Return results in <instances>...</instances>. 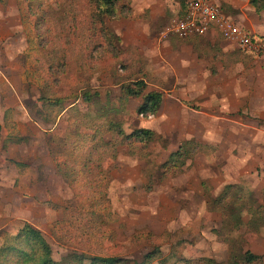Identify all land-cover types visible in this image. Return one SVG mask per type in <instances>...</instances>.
<instances>
[{
  "label": "rangeland",
  "instance_id": "374dc122",
  "mask_svg": "<svg viewBox=\"0 0 264 264\" xmlns=\"http://www.w3.org/2000/svg\"><path fill=\"white\" fill-rule=\"evenodd\" d=\"M211 1L264 38V11L257 13L249 0ZM124 3L131 16L106 18V27H100L101 18L90 12L87 0H0V247L30 223L61 264H88L94 257L147 264L146 255L158 247L149 264H205L199 257L226 263L225 231L213 200L226 182L242 180L243 193L252 191L263 202L264 155L246 165L230 150L216 152L212 146L175 161L174 153L185 154L198 143L185 141L196 139L202 128L196 112L172 102L173 68L179 71L177 93L188 84L180 76L185 57L194 61L195 70L205 66L215 72L207 75V84H235L264 98V49L253 53L235 47L228 50L233 55L221 54L210 39L222 37L212 29L203 35L164 36L169 24L186 13L176 0ZM61 53L65 66L56 68ZM146 71L147 90L165 94L153 116L140 113L141 97L118 99L124 92L120 85ZM84 90L98 92L110 107L84 102ZM233 95L229 99L235 101ZM196 99L186 103L191 106ZM61 101L67 105L59 108ZM240 111L248 114L244 105ZM93 113L121 122L124 134L105 132L108 122L94 120ZM207 126L215 133L214 123ZM142 128L155 131L150 142L125 137ZM235 160L257 169L259 177L242 179L232 172L238 169ZM5 258L3 264H18L10 254Z\"/></svg>",
  "mask_w": 264,
  "mask_h": 264
},
{
  "label": "trees",
  "instance_id": "16d2710c",
  "mask_svg": "<svg viewBox=\"0 0 264 264\" xmlns=\"http://www.w3.org/2000/svg\"><path fill=\"white\" fill-rule=\"evenodd\" d=\"M176 1L180 4L183 11L186 12L188 8L187 0ZM124 2L125 0H87L90 12L101 18L99 22L100 27H106L104 23L106 18H118L119 16L121 17L127 15L131 16L130 7H128V5H126ZM249 3L257 13L264 11V0H249ZM98 33L99 32L96 31L93 33V35L100 39ZM218 34L220 33L218 32ZM220 36L222 37V39H225L221 34ZM216 44L217 45L214 46H218V48L221 50V48L219 47V42ZM73 45L75 49L76 47L78 48V45ZM40 46L42 45L40 44ZM196 47L199 48L200 45H196ZM218 48L215 49L219 50ZM237 48H240V50L243 49L245 51L257 53L256 51L250 49H244L238 46ZM221 51V54H234V52L228 53L223 50ZM77 55L78 53L76 52V56ZM87 55L90 54L87 53ZM64 56H66V54H63L59 59H56V68H63L65 66V63L63 62ZM54 66L55 64L53 65V67ZM93 66V63H91V65H89V69H91ZM145 73V75H142L141 78L137 79L136 81H132L124 86L120 85V91L124 92L122 96L118 97V99L121 100L123 98L141 97L144 101V104L140 107V113L143 115L148 113L153 116L156 115L160 109L164 98V92L157 89L147 90L148 83L145 79V76L149 75V72L146 71ZM98 94V92H93V94H90L89 91L84 90L82 100L84 102H91L96 106L100 105V107H110L108 103L106 101H103L101 96ZM71 103L74 102L71 100ZM66 105V102L62 103L61 101V103L57 107L60 108ZM120 110L121 107L115 109V111ZM92 115H94V120L103 119L102 123L108 122L105 126V132L114 133L115 131L117 133L116 135L118 136L124 134V130L121 127V122L108 120L105 113L96 115L95 113H93ZM7 117H9V115ZM1 131L2 125L0 124V138ZM155 134V131L152 129L142 128L134 131L133 133L127 135L125 134V137L135 138V140L145 143L150 142ZM95 135L97 136L96 138H98L100 134L95 133ZM96 138H94L93 136L92 139L94 140V142ZM197 141V139H189L185 142L189 143L188 145H190L192 144V142ZM180 146L182 147L183 144L179 145V147ZM195 148L199 150L202 149V146L198 142L196 144H192L187 149H184V147H182L181 150L179 148V150L181 151H183L184 149L186 153L184 154L180 151L174 153L175 161H177V158L180 157L181 154L182 158L186 157L187 155H191L193 151L196 150ZM95 149L96 148L91 147V150ZM184 164L185 162L182 161V165ZM243 191L245 190L241 183H231L227 184L222 189V192L214 198L213 206L219 211V214L221 216V231H225L223 240L229 245L228 259L227 262L224 263L218 261L214 257H199V260L201 259L205 262V264H264V255L257 254L244 246L246 241H249L250 237L260 233L262 228H264V200L262 202L255 199L251 194L253 193L252 191H249L250 194H244ZM245 216H247V218H245ZM5 239V244L0 247V264H3L2 261H6L5 257L7 254H10V258L14 257L15 262L18 264H61L54 259L51 245L49 244L41 230L30 223H25L16 234L9 235ZM158 252L159 247L155 248L154 251H151L146 255L145 258L146 260H148L147 264H149L156 256H158ZM81 256L78 255L80 259H83V257ZM88 261V264H99V262L101 264H115L119 261V259L108 257H94ZM62 264L70 263L67 261H63Z\"/></svg>",
  "mask_w": 264,
  "mask_h": 264
},
{
  "label": "crops",
  "instance_id": "0c3cea01",
  "mask_svg": "<svg viewBox=\"0 0 264 264\" xmlns=\"http://www.w3.org/2000/svg\"><path fill=\"white\" fill-rule=\"evenodd\" d=\"M245 28L248 29L247 27ZM210 42L212 46L217 45L216 43L219 42V47L225 52L233 50L237 47L234 43L226 39H210ZM193 47L194 46L192 45V48ZM198 53L201 55L200 51H198ZM180 66L182 68L180 76H184L185 80L187 79V82L184 83L188 84L186 85L187 87L184 85V88L177 93L178 90L176 88L179 81V71L174 66L175 69L173 68V72H176V75L175 77H172V81H174L175 86L171 91L172 93L176 91V94H172V102L180 104L179 106L185 111L190 110L198 114L199 124L202 130L196 139L202 146V149L212 150L213 146L217 152L220 148H223L227 151V154H229L230 150V155L234 157L238 156L239 159L246 165L252 161L257 162V157L264 155V98L255 96L254 91L251 90L243 92L239 90L235 84L229 86H215L207 84V75L215 74V72H213L212 69L209 71V68L205 66H203L202 69L195 70L194 66L196 65L194 61L188 58L182 57L180 59ZM211 91H225L228 94L223 97H218L217 95L208 97L205 94H200ZM229 93H234L233 97L236 99L235 101L229 99ZM196 97H198V102L192 103L193 105L189 106L187 104L188 101L194 99L197 101ZM241 98L243 100H241ZM164 100L165 94L162 104ZM243 105L246 107L249 115L247 113L243 115L240 114V112H242L240 111V108H242ZM202 123H206V128L201 125ZM208 123L209 125H211V123L215 124V133L213 132L214 128H212V126H207ZM240 135L244 138L243 140L242 138H239ZM211 136L214 137V143L212 142V139L209 140ZM189 139L191 140L195 138ZM240 140L242 141L239 142ZM235 148L237 151H234ZM240 167L242 168L243 166H239V162L235 160V166L233 168L238 169H234L232 172L240 175L242 179L248 178V176L259 177V172L257 169L254 170V167L247 166V168L243 167L242 170L239 169ZM262 174L264 175V170H262ZM226 177L227 179H233L229 175H226ZM231 183H242V180H238V182H226L222 188ZM245 218H247V216H245ZM259 240L261 242L260 244H257ZM225 244L227 245V250H229V245L226 242ZM247 248L257 254L264 255V228H262L260 233L249 238Z\"/></svg>",
  "mask_w": 264,
  "mask_h": 264
},
{
  "label": "built area",
  "instance_id": "2783aa9c",
  "mask_svg": "<svg viewBox=\"0 0 264 264\" xmlns=\"http://www.w3.org/2000/svg\"><path fill=\"white\" fill-rule=\"evenodd\" d=\"M187 5L185 15L169 24L164 36L169 34H178L180 37H188L192 34L203 35L212 29L238 47L256 52L264 49V38L254 35L249 29L225 16L221 8L211 0H187Z\"/></svg>",
  "mask_w": 264,
  "mask_h": 264
}]
</instances>
